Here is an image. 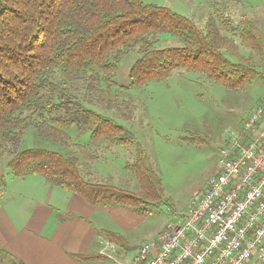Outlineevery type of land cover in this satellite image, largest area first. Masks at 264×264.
Wrapping results in <instances>:
<instances>
[{
  "label": "trees",
  "instance_id": "1",
  "mask_svg": "<svg viewBox=\"0 0 264 264\" xmlns=\"http://www.w3.org/2000/svg\"><path fill=\"white\" fill-rule=\"evenodd\" d=\"M225 7L212 3L214 12L202 28L191 17L146 0H0V156L10 155V174L41 175L93 205L123 206L128 197L151 195L93 180L91 153L102 142L107 148L135 143L132 165L144 193L153 170L148 152L125 123L131 121V89L165 81L176 70L235 90L263 77L259 23L245 18L233 26ZM169 37L179 43L166 44ZM132 56L129 83L121 84L120 70ZM73 126L80 134L90 132L89 141L73 140ZM31 127L65 152L19 150ZM5 187L0 174V204ZM0 257L6 264H24L4 251Z\"/></svg>",
  "mask_w": 264,
  "mask_h": 264
},
{
  "label": "rangeland",
  "instance_id": "2",
  "mask_svg": "<svg viewBox=\"0 0 264 264\" xmlns=\"http://www.w3.org/2000/svg\"><path fill=\"white\" fill-rule=\"evenodd\" d=\"M146 1L168 6L187 15L202 28H205L207 20L214 12L212 3H225L224 13L229 15L233 26H237L245 18H253L264 26V0ZM167 40L174 42L167 41L166 44L179 43L174 38L169 37ZM135 57L128 59L123 71L121 68V84L128 85V71ZM261 75L264 77L262 71ZM263 77L235 90L207 81L192 72L176 70L165 81H152L142 88L130 90L133 108L130 113L131 121L125 123L131 127L136 141L141 142L149 154L151 165L147 166L152 168L153 176L149 180L148 189L142 192V181L132 165L136 159L135 143L107 148L105 142H102L92 151L94 159L88 164L93 180L111 182L139 195L151 194L148 197L141 196L140 199L128 197V204L121 206L124 211L132 210L137 214L131 221L126 219L128 222L122 224L123 228L118 227L130 243L144 244L158 239L167 224L187 211L194 195L208 187L210 178L219 168L218 151L223 145L224 135L230 128L238 129L244 117L255 106L264 102ZM69 132L75 141L86 143L90 139V132L80 134L76 126L71 127ZM30 147L61 150L53 141L36 134L32 127L26 132L19 150ZM9 159L8 153L1 154L0 174L5 175L7 180L22 181L21 177L10 174ZM22 185L25 186V182ZM37 191L31 192L38 194ZM103 220L108 225L116 224L110 214H103ZM128 223L132 227H124ZM119 244H114L116 251L117 247L124 245ZM105 248L103 245L100 252ZM106 251L114 254L118 263L105 255L94 262L119 264L126 263L133 257L118 255L110 247ZM129 252L134 254V251Z\"/></svg>",
  "mask_w": 264,
  "mask_h": 264
},
{
  "label": "built area",
  "instance_id": "3",
  "mask_svg": "<svg viewBox=\"0 0 264 264\" xmlns=\"http://www.w3.org/2000/svg\"><path fill=\"white\" fill-rule=\"evenodd\" d=\"M218 160L187 211L119 264H264V102L227 131ZM104 245L117 262L106 251L114 243Z\"/></svg>",
  "mask_w": 264,
  "mask_h": 264
},
{
  "label": "crops",
  "instance_id": "4",
  "mask_svg": "<svg viewBox=\"0 0 264 264\" xmlns=\"http://www.w3.org/2000/svg\"><path fill=\"white\" fill-rule=\"evenodd\" d=\"M260 27L264 33V26ZM21 178L22 181L6 179L0 204V251L11 255L10 259L17 263L100 264L94 261L102 258L100 251L105 239L116 245L123 243V248L117 247L118 255L127 258L141 246L142 243H130L118 230L128 222L126 219L137 217L134 211H124V207L117 205H93L37 174ZM28 180L32 181L27 183ZM103 214H110L116 224H106ZM109 219L112 220L110 216ZM0 264H6L1 257Z\"/></svg>",
  "mask_w": 264,
  "mask_h": 264
},
{
  "label": "bare ground",
  "instance_id": "5",
  "mask_svg": "<svg viewBox=\"0 0 264 264\" xmlns=\"http://www.w3.org/2000/svg\"><path fill=\"white\" fill-rule=\"evenodd\" d=\"M164 231H166V228L162 231V233H163ZM162 233H161V235H162ZM161 235H160V237H161Z\"/></svg>",
  "mask_w": 264,
  "mask_h": 264
}]
</instances>
